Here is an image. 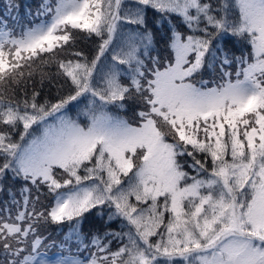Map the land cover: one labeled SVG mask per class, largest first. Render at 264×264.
Here are the masks:
<instances>
[{
  "label": "snow or ice",
  "instance_id": "1",
  "mask_svg": "<svg viewBox=\"0 0 264 264\" xmlns=\"http://www.w3.org/2000/svg\"><path fill=\"white\" fill-rule=\"evenodd\" d=\"M19 8L0 15V264H264V0ZM93 215L122 227L86 232Z\"/></svg>",
  "mask_w": 264,
  "mask_h": 264
},
{
  "label": "trees",
  "instance_id": "2",
  "mask_svg": "<svg viewBox=\"0 0 264 264\" xmlns=\"http://www.w3.org/2000/svg\"><path fill=\"white\" fill-rule=\"evenodd\" d=\"M33 1V0H32ZM32 1L30 2V0H16V2L20 5L19 8V19H21V21L23 22L26 19H31V17L28 16H24L23 18H21V14H24V12H26V8H29L31 6H33ZM128 3H132V0L126 1ZM7 3V0H0V15H7V12L5 11V5ZM23 9V10H22ZM149 19V27L151 28L153 25V17L152 14L149 13L148 16ZM85 33H80V36H85ZM165 33L163 30L159 31L156 34V40H157V44H156V50L160 53L161 56L166 55V51H165V44L163 43L162 38L164 37ZM77 47L81 50H83L86 54H93L94 50H95V43H93L92 40H88V39H79L78 43H77ZM229 48L232 50V52H234L236 55H240L241 51H242V47L241 44L237 41H234L233 43L229 44ZM48 71H55V67L52 66L51 68L46 69ZM211 75H214V73L211 70H205L203 73V77L204 79H208V80H212L213 78L211 77ZM35 79L37 81H39L40 77H39V73L37 72ZM45 83V87L42 90L44 95H47L49 98L51 99H55L56 98V90L55 88H51L49 89L48 82L47 80L44 82ZM37 87H39V83L37 84ZM77 111V110H75ZM74 111V112H75ZM131 112V111H130ZM118 114L121 116H123V112L122 111H118ZM129 114V111L128 113ZM9 184L12 186L13 191H16L17 193H19L20 188L18 185H12V182L9 181ZM5 195L0 197V204H3L5 198H6V193H4ZM107 211V210H106ZM62 227H64V225L61 226H57V225H49L47 226V228L44 231V235L48 237L49 242L51 241H56L57 243L62 240L64 238L65 233L67 232V228H64L63 231H61ZM122 227V225L120 224L119 221H112L111 224H107L105 222L104 219H101L99 216L93 215L90 217V219L85 223L84 225V230L87 231H101V233L103 231L108 230L109 228H111L112 230L116 231L119 230ZM118 242L113 241L112 247L113 250H115V248L117 247ZM49 251H59V249L57 248H51L48 250Z\"/></svg>",
  "mask_w": 264,
  "mask_h": 264
},
{
  "label": "rangeland",
  "instance_id": "3",
  "mask_svg": "<svg viewBox=\"0 0 264 264\" xmlns=\"http://www.w3.org/2000/svg\"><path fill=\"white\" fill-rule=\"evenodd\" d=\"M32 0H30V2H31ZM126 1H129V0H126ZM41 2H42V0H33L32 1V4H33V6H31L30 8H29V10H28V8H26V12H24L23 11V13L24 14H21L20 16H21V18H23L24 16H27V12L28 11H31V12H33V13H35L36 11H37V9H38V7H39V5L41 4ZM128 3V2H127ZM23 10V9H22ZM26 20H29V19H26ZM26 20H24V21H26ZM211 77L212 78H214V75H211ZM82 107V106H81ZM75 110H73L72 112H71V114L74 116L75 114H76V111L74 112ZM78 111V110H77ZM125 115V113L123 112V116ZM132 115V113L129 111V114H127V116L128 117H130ZM121 116H122V114H121ZM5 194L4 193H0V197H2V196H4ZM64 228H67L66 226H64V227H62V229L64 230ZM65 231V230H64ZM58 253V251H56V252H53V251H49L48 252V256H49V258H55V254H57Z\"/></svg>",
  "mask_w": 264,
  "mask_h": 264
}]
</instances>
